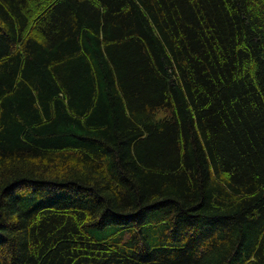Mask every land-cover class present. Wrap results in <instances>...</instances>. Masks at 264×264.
I'll return each mask as SVG.
<instances>
[{
	"label": "trees",
	"instance_id": "trees-1",
	"mask_svg": "<svg viewBox=\"0 0 264 264\" xmlns=\"http://www.w3.org/2000/svg\"><path fill=\"white\" fill-rule=\"evenodd\" d=\"M0 264H264V0H0Z\"/></svg>",
	"mask_w": 264,
	"mask_h": 264
}]
</instances>
